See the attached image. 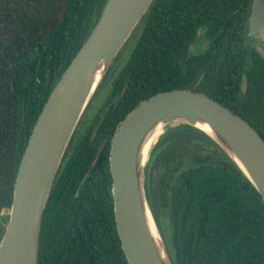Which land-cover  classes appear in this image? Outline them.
Returning a JSON list of instances; mask_svg holds the SVG:
<instances>
[{"label": "trees", "instance_id": "16d2710c", "mask_svg": "<svg viewBox=\"0 0 264 264\" xmlns=\"http://www.w3.org/2000/svg\"><path fill=\"white\" fill-rule=\"evenodd\" d=\"M106 1L0 0V239L33 126ZM250 4L152 1L123 47L131 41L123 66L112 73L116 57L66 147L42 216L38 264H129L114 218L109 151L118 122L142 99L201 91L264 138V57L253 43L259 38L247 36ZM198 32L209 45L190 54ZM107 79L109 93L94 105ZM145 187L172 264H264V201L205 132L167 126L151 150Z\"/></svg>", "mask_w": 264, "mask_h": 264}, {"label": "water", "instance_id": "95a60500", "mask_svg": "<svg viewBox=\"0 0 264 264\" xmlns=\"http://www.w3.org/2000/svg\"><path fill=\"white\" fill-rule=\"evenodd\" d=\"M152 1L107 0L89 36L49 94L20 159L0 239V264H38L42 216L66 147L105 73ZM247 36L258 37L264 46V0H251ZM178 124L209 135L264 201L261 134L204 92L187 88L159 91L127 112L110 140L113 212L129 264H172L150 209L145 177L157 142H153L155 134Z\"/></svg>", "mask_w": 264, "mask_h": 264}, {"label": "rangeland", "instance_id": "374dc122", "mask_svg": "<svg viewBox=\"0 0 264 264\" xmlns=\"http://www.w3.org/2000/svg\"><path fill=\"white\" fill-rule=\"evenodd\" d=\"M130 43H131V41H130ZM130 43L128 42L126 47L117 56L115 63H114L115 68H114L112 73H117L118 70L123 66L127 56L129 55V51H130V47H131ZM253 43H254L256 49L259 51V53L264 57V47L262 46L261 42H259V40L256 38V39H254ZM208 45H209L208 39L203 37V34H201V32L200 33L198 32L194 41L190 44L189 48L194 52L200 53V52L204 51L208 47ZM110 80L111 79H107L105 81V83L102 85L99 92L96 94L94 105H100L103 102L105 96L109 93ZM162 133L160 134V136L162 135Z\"/></svg>", "mask_w": 264, "mask_h": 264}, {"label": "bare ground", "instance_id": "6f19581e", "mask_svg": "<svg viewBox=\"0 0 264 264\" xmlns=\"http://www.w3.org/2000/svg\"><path fill=\"white\" fill-rule=\"evenodd\" d=\"M163 132V130H158V132L155 134V136H154V139H153V142H155V141H157L158 140V138H159V136H160V134ZM154 233H155V231H154Z\"/></svg>", "mask_w": 264, "mask_h": 264}, {"label": "flooded vegetation", "instance_id": "af4514ba", "mask_svg": "<svg viewBox=\"0 0 264 264\" xmlns=\"http://www.w3.org/2000/svg\"><path fill=\"white\" fill-rule=\"evenodd\" d=\"M188 52H189L190 54H191V53L197 54V52L192 51L190 48H189V51H188ZM244 86H245V82L242 83V88H244Z\"/></svg>", "mask_w": 264, "mask_h": 264}]
</instances>
